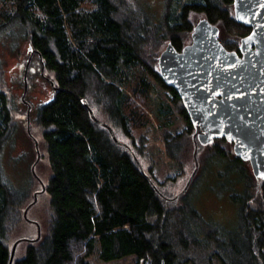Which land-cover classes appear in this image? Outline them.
Segmentation results:
<instances>
[{
  "label": "trees",
  "instance_id": "obj_1",
  "mask_svg": "<svg viewBox=\"0 0 264 264\" xmlns=\"http://www.w3.org/2000/svg\"><path fill=\"white\" fill-rule=\"evenodd\" d=\"M234 2L166 0L162 19L153 21L117 0H0V43L10 39L17 51L15 42L27 40L40 75L54 84L53 99L31 117L32 136L26 125L34 160L30 181L18 184L5 150L19 131V112L0 63V264H10L19 240L12 264H90L95 252L102 263L135 257V264H264V179L233 142H198L199 171L174 200L195 168L196 129L161 78L159 56L168 43L179 52L190 45L201 19L219 29L226 50L241 55L252 28L237 21ZM155 85L167 91L165 100ZM173 112L186 123L180 134L169 130ZM150 113L163 130L167 159L180 170L163 183L148 153ZM205 188L234 204L235 222L198 205Z\"/></svg>",
  "mask_w": 264,
  "mask_h": 264
},
{
  "label": "water",
  "instance_id": "obj_2",
  "mask_svg": "<svg viewBox=\"0 0 264 264\" xmlns=\"http://www.w3.org/2000/svg\"><path fill=\"white\" fill-rule=\"evenodd\" d=\"M234 11L238 22L252 28L251 34L241 42V56L225 49L219 41V29L207 19L198 22L192 34V43L182 52L168 43L159 56L161 78L177 91L196 129L195 170L184 190L174 200L186 193L199 171L198 142L207 145L215 138L233 142L235 154L250 162L256 178L264 179V0H235ZM29 52L22 101L28 108L27 130L32 136V106L26 101V95L28 73L35 53L32 47H29ZM50 84L54 88V84ZM88 109L92 119L108 128L117 144L124 145L117 140L111 127L99 121ZM35 147L38 162L41 154L37 141ZM135 160L145 175L138 159ZM35 166L32 167L34 175ZM34 197L32 205L37 203V194ZM28 209L24 212L26 219ZM21 241L15 242L12 248L10 264Z\"/></svg>",
  "mask_w": 264,
  "mask_h": 264
},
{
  "label": "rangeland",
  "instance_id": "obj_3",
  "mask_svg": "<svg viewBox=\"0 0 264 264\" xmlns=\"http://www.w3.org/2000/svg\"><path fill=\"white\" fill-rule=\"evenodd\" d=\"M122 3L126 9H131L143 13L153 21H159L162 19L165 11L166 0H117ZM235 13V11H234ZM200 21V20H199ZM5 39L0 43V63L4 70V80L9 88L10 95L13 99L14 105L19 112L18 123L19 131L14 136L11 148L8 147L5 150V165L8 172L14 177L18 184H28L29 178V163L34 160L32 152V144L28 140L26 134L27 125V105L23 103L22 96L24 92V71L26 61L29 57V43L25 39H19L15 43L19 42V50L13 49V41ZM10 42V43H9ZM166 46L162 48L161 53L165 50ZM28 81V92L26 95L27 102L32 106L31 117L35 118L38 109L50 102L54 97V89L51 84L46 81L40 75V63L36 58L33 60V66L30 68ZM155 92L160 99L165 100L167 98V91L162 87L155 85ZM155 93V94H156ZM131 95V91L129 92ZM133 98V96H132ZM141 106L145 108L144 101L140 102ZM149 126L151 144L148 149L154 164V176L156 180L163 183L167 178H173L179 174V166L171 163L165 153L163 130L159 127L157 118L150 113ZM172 125L169 130L174 134H180L186 127L185 120L176 112L171 115ZM147 127L135 131V136L139 137L142 133L146 132ZM25 155L23 159L21 157ZM200 165V164H199ZM195 168L189 167L188 172H194ZM179 186V190L184 186ZM185 188V187H184ZM38 202V199H37ZM198 205L201 206L204 211L209 214L214 213L215 218L222 219L225 222H235L238 219L236 213V207L225 197L217 198L212 196L205 188L202 191L200 198L198 199ZM41 214H45V210L41 207ZM213 215V214H212ZM15 244V243H14ZM88 262L90 264H135V257H128L120 261L112 263H102L98 258V253L95 252L89 257ZM215 264H219L217 261Z\"/></svg>",
  "mask_w": 264,
  "mask_h": 264
},
{
  "label": "flooded vegetation",
  "instance_id": "obj_4",
  "mask_svg": "<svg viewBox=\"0 0 264 264\" xmlns=\"http://www.w3.org/2000/svg\"><path fill=\"white\" fill-rule=\"evenodd\" d=\"M241 56V55H240Z\"/></svg>",
  "mask_w": 264,
  "mask_h": 264
}]
</instances>
